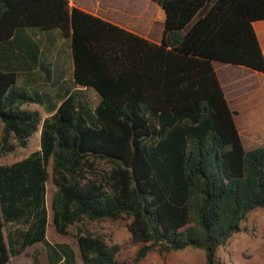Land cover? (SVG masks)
Returning <instances> with one entry per match:
<instances>
[{
    "label": "trees",
    "instance_id": "1",
    "mask_svg": "<svg viewBox=\"0 0 264 264\" xmlns=\"http://www.w3.org/2000/svg\"><path fill=\"white\" fill-rule=\"evenodd\" d=\"M148 1L163 14L159 43L68 0H0L2 153L26 148L41 126L38 151L0 165V264L37 244L48 264H77L70 245L46 239L50 162L55 231L124 218L140 245L133 264L187 248L217 264V249L264 210V146L244 149L213 68L264 74L252 26L264 0ZM55 36L66 42L71 86L53 101L17 81L62 79ZM81 89L98 96L94 107ZM75 239L83 264H115L117 247L78 227Z\"/></svg>",
    "mask_w": 264,
    "mask_h": 264
},
{
    "label": "rangeland",
    "instance_id": "2",
    "mask_svg": "<svg viewBox=\"0 0 264 264\" xmlns=\"http://www.w3.org/2000/svg\"><path fill=\"white\" fill-rule=\"evenodd\" d=\"M71 8H78L97 16L105 21L115 24L127 31L135 33L150 42L159 43L163 30V14L161 10L148 0H68ZM125 6V7H124ZM144 16L142 18L141 16ZM126 21L130 26L120 24ZM56 48L52 50V62L56 64L58 71L64 72L62 79L51 83H44L38 77L19 78L20 85L25 80L29 82L30 91L50 95L54 101L56 93L70 87V61L66 42L55 36ZM217 68H223L215 64ZM219 73L220 80L225 83L229 78H246L249 71L244 68L233 67ZM83 98L92 107L98 103V96L92 90H84ZM27 110H37L42 120L49 117L43 107L35 104L25 105ZM40 128L28 141L26 148H15L10 153H2L1 137L2 123L0 122V165H10L26 158L30 153L38 151ZM11 144L14 141L11 140ZM49 179L46 183V204L48 208V226L46 239L50 243H66L77 254V264H83L78 256L76 244L77 227L99 236L104 243L111 247H117L115 264H133L132 260L140 247L135 244L126 230L128 220L117 221H88L83 220L77 227H70L66 235H59L52 224L50 203L55 188L51 182V162L48 166ZM9 227V226H8ZM5 227V234L8 230ZM241 230L234 234L216 252L217 264H264V210L257 209L250 213L241 223ZM10 264H48L45 248L41 244L27 248L21 255L11 258ZM138 264H205L204 253L201 250L187 248L178 252H171L162 256L152 252Z\"/></svg>",
    "mask_w": 264,
    "mask_h": 264
},
{
    "label": "crops",
    "instance_id": "3",
    "mask_svg": "<svg viewBox=\"0 0 264 264\" xmlns=\"http://www.w3.org/2000/svg\"><path fill=\"white\" fill-rule=\"evenodd\" d=\"M252 26L264 58V20L256 21ZM215 64L223 68H217ZM233 67L237 66L213 63L228 106L237 112L234 122L242 145L245 150H252L264 146V74L244 68L250 72L248 77H231L223 83L219 73L229 72L228 69Z\"/></svg>",
    "mask_w": 264,
    "mask_h": 264
}]
</instances>
